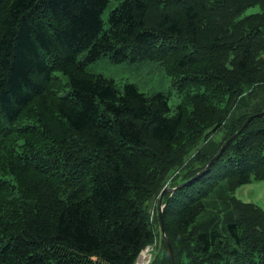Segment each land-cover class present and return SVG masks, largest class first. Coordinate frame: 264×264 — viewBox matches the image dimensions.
Returning <instances> with one entry per match:
<instances>
[{
	"label": "trees",
	"instance_id": "1",
	"mask_svg": "<svg viewBox=\"0 0 264 264\" xmlns=\"http://www.w3.org/2000/svg\"><path fill=\"white\" fill-rule=\"evenodd\" d=\"M111 1L0 0V264H172L160 213L175 264H264V209L234 195L264 180V117L207 166L264 112V0H115L105 21ZM104 56L165 63L176 113L89 73Z\"/></svg>",
	"mask_w": 264,
	"mask_h": 264
},
{
	"label": "rangeland",
	"instance_id": "2",
	"mask_svg": "<svg viewBox=\"0 0 264 264\" xmlns=\"http://www.w3.org/2000/svg\"><path fill=\"white\" fill-rule=\"evenodd\" d=\"M119 4L112 0L102 18L106 21L109 13ZM259 8L248 10L247 14L257 12ZM87 71L100 74L116 82L118 89L122 90L126 83H133L138 90L148 96L156 93H164L169 96V104L172 115L176 113L177 107L182 103V95L169 74L168 67L161 61L137 60L122 63L113 62L109 56H104L98 61L87 66ZM234 195L244 202L256 204L264 209V180L253 181L242 185L235 190ZM155 255V253H154ZM154 258V256H153Z\"/></svg>",
	"mask_w": 264,
	"mask_h": 264
},
{
	"label": "water",
	"instance_id": "3",
	"mask_svg": "<svg viewBox=\"0 0 264 264\" xmlns=\"http://www.w3.org/2000/svg\"><path fill=\"white\" fill-rule=\"evenodd\" d=\"M261 117H264V112L262 113H257L253 116H250L248 117V119L245 121V123L243 124L242 128L235 134L233 135L231 138H229L224 144L223 146L221 147L220 151L218 152V154L212 159V161L207 165L209 166L215 159H217L221 154L222 152L224 151L225 147L231 142L233 141L239 134H241L243 132V130L245 128H247V126L249 125V123L254 119V118H261ZM204 172V171H203ZM197 178V176L195 177ZM194 178V179H195ZM168 189H164L162 194H161V201H162V198L164 196V194L166 193ZM175 189H173L172 191H175ZM160 222H161V227H162V238L163 240L165 241V243L167 244L168 248H169V251L171 253V256H172V264H175V261H174V253H173V250H172V246L169 242V240L167 239L166 237V231H165V223H164V218H163V215L162 213H160Z\"/></svg>",
	"mask_w": 264,
	"mask_h": 264
},
{
	"label": "built area",
	"instance_id": "4",
	"mask_svg": "<svg viewBox=\"0 0 264 264\" xmlns=\"http://www.w3.org/2000/svg\"><path fill=\"white\" fill-rule=\"evenodd\" d=\"M152 259H153V247L149 246L141 253L137 261V264H151Z\"/></svg>",
	"mask_w": 264,
	"mask_h": 264
}]
</instances>
